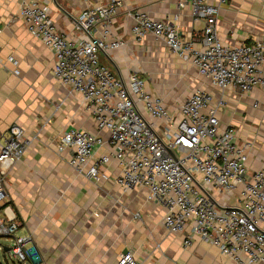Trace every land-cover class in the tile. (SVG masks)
Masks as SVG:
<instances>
[{"label":"built area","instance_id":"1","mask_svg":"<svg viewBox=\"0 0 264 264\" xmlns=\"http://www.w3.org/2000/svg\"><path fill=\"white\" fill-rule=\"evenodd\" d=\"M227 1L188 0L195 19L203 22L196 39L183 37L177 26L145 11H128L137 40L151 34L221 93L214 100L212 92L196 88L173 107L162 94L147 89L138 70L124 80L100 60L102 51L124 43L112 27L125 0L87 5L75 20L82 31L79 39L61 33L48 5L38 0L24 2L20 16L52 50L57 79L82 94L97 126L108 131V140L85 129L65 131L59 147L72 150L69 164L98 182L109 179L104 168L116 158L117 184L144 188L147 200L164 206L163 225L181 235L184 246L197 237L217 246L235 264H264V167L250 170L251 143L239 142L237 128L222 126L219 118L227 90L264 87V39L228 43L219 38V14ZM99 26L101 33L95 35ZM106 141L111 153L96 154V147ZM28 144L23 126L16 122L0 137V203L7 198L5 179ZM19 225L14 217H0V236L11 240L8 249L0 246L7 261L37 257L35 249L26 246L28 236L15 235ZM117 262L138 264L131 250L122 252Z\"/></svg>","mask_w":264,"mask_h":264},{"label":"crops","instance_id":"2","mask_svg":"<svg viewBox=\"0 0 264 264\" xmlns=\"http://www.w3.org/2000/svg\"><path fill=\"white\" fill-rule=\"evenodd\" d=\"M27 1L0 0V137L16 122L29 140L5 179L7 198L0 203V217L18 219L15 235L28 236L26 246L37 254L27 262L12 260L13 264H118L119 255L127 250L138 264H235L215 245L195 237L192 245L184 246L181 235L169 233L163 225L164 206L147 200L144 188L124 189L114 180L120 171L116 158L104 168L109 179L98 182L69 164L72 150L59 147L65 131L85 129L105 140L108 131L97 126L82 94L54 75L52 50L20 16L21 5ZM38 1L48 5L61 33L79 39L78 14L87 5L107 0ZM180 1L125 0L112 27L124 43L102 51L101 62L127 80L132 71L148 73L156 58H161L160 49L168 48L151 34L140 41L133 36L134 19L128 14L133 9L174 24L187 39L199 38L203 22L195 19L188 0L183 6ZM100 29L95 35H100ZM218 36L228 43L264 39V1L228 0L220 10ZM206 79L211 87L199 88L212 92L216 100L221 93ZM225 98L219 111L221 125L235 126L238 141L251 143V171L264 167V87L249 92L230 89ZM111 150L106 141L96 147V154Z\"/></svg>","mask_w":264,"mask_h":264},{"label":"rangeland","instance_id":"3","mask_svg":"<svg viewBox=\"0 0 264 264\" xmlns=\"http://www.w3.org/2000/svg\"><path fill=\"white\" fill-rule=\"evenodd\" d=\"M160 53L161 58H156L155 66L151 67L148 73L141 74V77L146 79L147 84L153 88L152 90L162 94L169 105H175L196 88L211 87V83L201 76L188 61L165 47L160 49ZM0 242L6 244L4 246L8 249L7 244H10L11 240L1 236ZM4 254L6 255V252L0 248V262L13 264L14 261L4 259Z\"/></svg>","mask_w":264,"mask_h":264},{"label":"water","instance_id":"4","mask_svg":"<svg viewBox=\"0 0 264 264\" xmlns=\"http://www.w3.org/2000/svg\"><path fill=\"white\" fill-rule=\"evenodd\" d=\"M0 246H1V244H0ZM1 248V247H0ZM4 249L6 250L7 249V246H4Z\"/></svg>","mask_w":264,"mask_h":264}]
</instances>
